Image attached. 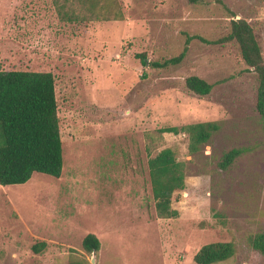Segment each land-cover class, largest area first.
<instances>
[{"label":"rangeland","instance_id":"374dc122","mask_svg":"<svg viewBox=\"0 0 264 264\" xmlns=\"http://www.w3.org/2000/svg\"><path fill=\"white\" fill-rule=\"evenodd\" d=\"M84 1L0 0V71L52 73L63 158L59 178L0 185V264H195L215 242L235 249L217 264H264L249 244L264 232L255 74L234 42L192 40L178 66L149 64L177 56L186 35L226 37L232 18L253 27L264 61V0H116L122 20L63 18L90 17ZM189 76L213 84L211 93L188 92ZM200 122L219 130L195 154L186 134L160 132ZM235 148L245 152L222 171ZM164 149L184 165L170 219L155 212L147 167ZM88 234L100 242L95 254L81 248Z\"/></svg>","mask_w":264,"mask_h":264},{"label":"trees","instance_id":"16d2710c","mask_svg":"<svg viewBox=\"0 0 264 264\" xmlns=\"http://www.w3.org/2000/svg\"><path fill=\"white\" fill-rule=\"evenodd\" d=\"M102 1L103 4L100 5ZM198 1L190 0L191 3ZM84 2L89 3L90 17L63 18L69 22L123 19L116 0H85ZM192 40L211 45L224 42H234L237 45L241 60L249 70H252L257 79L255 110L264 133V61L253 27L244 19L232 18L229 34L221 39L208 41L200 36L186 35L183 49L177 56L150 62V66L162 70L178 66L184 60ZM136 58L146 65L144 54L136 55ZM183 86L188 92L200 97L208 96L214 87L213 84L197 76L185 78ZM218 130L219 126L215 122H200L184 125L181 128L166 127L160 132L186 134L188 152L195 154ZM244 152V149L235 148L224 153L217 163L218 168L222 171L227 170ZM62 166V143L54 76L45 71H0V185L24 184L35 173L59 178ZM147 167L157 216L167 219L176 218L178 213L171 208V199L175 192L185 188L184 165L175 160L170 149H164L148 159ZM249 244L253 250L264 256V232L250 237ZM45 248L46 244L40 242L32 246V251L39 254ZM81 248L86 254H95L100 248V242L97 237L88 234L83 238ZM234 253L232 243H209L197 251L193 261L195 264H217L232 258ZM81 263L72 259L69 264Z\"/></svg>","mask_w":264,"mask_h":264},{"label":"water","instance_id":"95a60500","mask_svg":"<svg viewBox=\"0 0 264 264\" xmlns=\"http://www.w3.org/2000/svg\"><path fill=\"white\" fill-rule=\"evenodd\" d=\"M147 63V62H146Z\"/></svg>","mask_w":264,"mask_h":264}]
</instances>
